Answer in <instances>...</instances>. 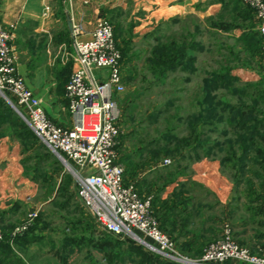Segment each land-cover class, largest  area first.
<instances>
[{
	"label": "rangeland",
	"instance_id": "1",
	"mask_svg": "<svg viewBox=\"0 0 264 264\" xmlns=\"http://www.w3.org/2000/svg\"><path fill=\"white\" fill-rule=\"evenodd\" d=\"M101 2L105 4L100 5L99 17L110 22L119 52L123 45L122 40L131 36L133 42V49L129 53L132 61L127 63L121 57L125 89L121 94L113 96L120 111L116 152L124 169L125 182L134 184L138 195L141 198L151 197L152 202L154 188L157 187L158 190V182L162 179H149L150 176H158L174 165H180L187 157L184 152L180 155L177 153L175 142L176 139L190 135L188 123L190 117L199 111L198 102L202 98L203 80L229 68L230 76L235 81L214 92V96L232 107L245 106L250 110L255 108L254 111L251 110L252 116L247 117L261 118L264 113V87L259 81V72L264 66V42L257 34L250 43L239 42L238 38L243 32H256L253 11L242 0H237L232 6L226 4L227 0H217L218 3L198 0L193 4L198 6V17L191 14L183 19L176 18L174 22L167 21L170 18L149 17V13L155 8L153 0ZM212 5L218 7V12L209 15L207 10ZM239 8L242 15L251 17L244 24L238 20L239 17L236 19ZM43 12L48 30L31 32L28 37L20 34L16 54L18 63L20 59L23 69L28 70L19 74L31 90L29 81L32 79V72L37 64L44 63L43 69L49 77L54 78L57 93H61L63 97L62 117L66 123L69 112L65 86L77 66L72 35L66 19V15L70 14V6L63 0H45ZM73 14L75 15L74 12ZM216 23L232 28L224 32L213 27ZM157 27L161 30L157 35L164 42L171 38L180 39L187 33L203 47L202 52L194 53L196 61L193 73L177 71L169 73L162 82L155 81L146 68V60L154 45L153 35L150 33ZM31 62L33 65L27 66ZM94 75L103 76L104 72L95 70ZM0 104L4 108H11L1 96ZM225 113L227 117V111ZM213 124L209 128L199 123L198 129L203 132L204 142L222 141L225 135L234 139L232 128L225 122ZM2 130L11 141L16 139L8 128L4 127ZM166 145L173 154H165ZM32 149L24 152L21 145L20 155L22 162L27 158L26 167L20 162L13 163L17 168L16 172L9 177L0 178L2 238L4 232L12 238L14 229L25 222L28 213L36 212L37 215L32 227H37L34 234L39 237V242L24 249L10 243L13 253L25 264H143L144 257L148 256L160 262H171L146 250L132 239H122L100 231L83 208L78 195L79 186L65 165L52 154L53 158L39 140H34ZM198 154L206 155L199 151ZM165 159L173 160V164L163 166ZM6 166L5 163L0 165ZM224 169L228 172L227 168ZM34 174H42V177L35 179ZM247 174L251 177L248 180L254 184L257 178L251 171ZM237 182L243 185L242 188L247 185L246 181ZM257 182L259 184V180ZM158 205H151V211ZM165 233L168 234V231ZM170 238L173 241L172 236ZM207 245L202 248L201 254ZM180 253L190 259L201 256L191 257L181 251ZM233 264L242 263L234 261Z\"/></svg>",
	"mask_w": 264,
	"mask_h": 264
},
{
	"label": "built area",
	"instance_id": "2",
	"mask_svg": "<svg viewBox=\"0 0 264 264\" xmlns=\"http://www.w3.org/2000/svg\"><path fill=\"white\" fill-rule=\"evenodd\" d=\"M70 6L73 49L77 66L65 86L69 126L53 123L45 113L42 100L26 85L18 73V56L11 44L12 31L0 24V96L54 156L60 157L79 186L82 206L97 228L105 234L132 239L177 264H264L240 245L228 224L221 236L208 244L199 258L183 256L167 233L160 229L151 211V197L141 198L132 183L124 180V169L116 152L120 111L113 100L125 87L121 54L117 49L110 22L99 17L96 8L91 29L73 15ZM95 0H80L87 6ZM253 11L256 31L264 42V0H242ZM264 63V45L262 50ZM104 75H94V71ZM171 164L169 159L163 166ZM264 207V194L262 196ZM30 212L25 222L13 231V237L26 232L36 218ZM2 235L0 232V240Z\"/></svg>",
	"mask_w": 264,
	"mask_h": 264
},
{
	"label": "crops",
	"instance_id": "3",
	"mask_svg": "<svg viewBox=\"0 0 264 264\" xmlns=\"http://www.w3.org/2000/svg\"><path fill=\"white\" fill-rule=\"evenodd\" d=\"M101 1L95 0L87 6H82L80 0L73 2L75 13L73 15L80 14L88 30L93 26L96 8L99 10L100 5L105 4ZM197 2L198 0H153L155 8L149 13V17L183 19L191 14L198 17V11L193 6ZM44 3L45 0H1L0 24L12 31L11 44L15 52L18 51L17 43L20 34L27 36L31 32L38 33L49 29L43 18ZM216 11L218 12V7L212 5L207 10V14L212 15ZM68 16L71 18L69 14L66 15V19ZM18 64V73L22 74L28 70L23 69L20 59ZM43 64H37L34 68L29 86L42 100L48 118L57 125L69 126V117L66 123L63 122V97L61 93H57L54 78L46 74ZM32 65V62L30 65L27 64L30 67ZM27 66L24 67L28 68ZM259 81L264 87V66L259 72ZM4 127L7 126L3 125L2 129ZM2 129H0L1 132H3ZM199 130L197 127V131ZM5 136V133L0 135V165L5 163L7 166L0 167L2 169L0 178L9 177L11 173L16 172L17 168L13 163L23 164L20 141L18 139H15L17 142L11 141ZM235 137V133L233 140L225 135L222 141L205 142V144L202 132L199 140L189 139L186 144L180 145L179 155L184 152L187 156L180 165H174L170 170L149 178L162 179L157 186L158 190L162 189L158 195L165 205V226L178 248L188 256H194L198 250H202L205 245L219 238L225 224L229 225L233 238L240 245L247 247L251 253L257 254L264 246V207L261 202L264 194V142L257 141L261 155L257 156L255 152L249 153L244 167L240 170L235 166L239 155ZM208 146L212 147L211 152L207 151ZM231 147L235 156L232 154ZM198 151L205 152L206 155H199ZM228 157L233 158L226 161ZM170 161L173 164V160ZM224 168H227L228 172L224 171ZM248 171L257 178L254 184L248 180L251 179L247 174ZM237 181H246L247 185L242 188L243 185H239ZM156 190L157 187L154 188L152 197L157 196L158 190ZM170 208H172L171 211H169Z\"/></svg>",
	"mask_w": 264,
	"mask_h": 264
},
{
	"label": "trees",
	"instance_id": "4",
	"mask_svg": "<svg viewBox=\"0 0 264 264\" xmlns=\"http://www.w3.org/2000/svg\"><path fill=\"white\" fill-rule=\"evenodd\" d=\"M211 2H217V0H211ZM236 3L237 0H227L226 2V4L231 6ZM194 7L198 8V6H194ZM240 9L241 8L237 9V13L239 12V14L237 15L236 19L239 17L238 20L240 19L241 21H243L241 23L244 24V22H248V20L251 17L242 15ZM167 21L174 22L176 21V18H171ZM213 27L224 32L232 28L231 26L225 24H217V23L213 24ZM159 32H161V30L160 28L157 27L153 33H150V35H153L152 40L154 45L151 47L150 55L146 60V68L154 77L155 81L157 83H159L160 81L162 82L169 73H175L177 71L193 73L194 63L196 61V57L194 53L202 52L203 47L199 45L193 39V37H191L187 33L184 36H182L180 39L171 38L169 41L164 42L160 38V36L157 35ZM255 34L260 36L257 31L256 32L252 31L251 34L243 32L242 36L239 37L238 40L239 42L242 41L245 43H250V40L254 37ZM260 38L262 37L260 36ZM56 43L58 44L57 41ZM122 44L123 45L120 48L121 57L123 60H125V62L129 63L132 61V57L129 55V53L133 49L132 47L133 42L131 36H128L127 39L122 40ZM233 81L235 80L233 77L230 76L229 68L223 69L221 72H216L212 74L209 79L203 80L202 98L198 102L199 111L197 114L192 115L190 117L188 123L189 125L188 128L190 130L189 137L187 139H182V140L176 139L177 140L176 149L178 150V152L180 145H183V143L186 144L189 139L199 140L202 133L197 131V127L199 123H202L203 127L206 126L210 128L211 126L214 125L213 124L214 122L217 123L225 122L230 128H232L233 132L236 135L235 140L237 142L238 150H239V155L236 158L237 162L235 164L237 168L241 170L244 167L245 160L247 159L249 153L255 152L257 153L256 154L257 156L261 155V149L257 147V141L264 142V113L261 114L260 119L252 118V117L248 118L247 116H252L253 113L252 111H254L255 108L251 109L252 110L251 111L250 109H248V107L245 106L232 107L230 106V104H224L220 100H217L216 97L214 96V92L226 88ZM225 111H227V117H225L226 115ZM3 125H6L7 126L6 128L12 131L13 136L20 141V144L24 148V152H27L29 149H32L34 147V140H38L37 137L34 135V133L29 129V127L17 116L15 112H13L11 108H4L0 104V129H2ZM2 133L3 132L0 131V135ZM224 134H227V132H225ZM215 146L217 147V145ZM165 147H166L165 154L167 155L173 154V152L171 153L167 145ZM45 149L49 152V150L46 147ZM211 150L212 147L208 146L207 151L211 152ZM232 154L233 156H235V152H233V150H232ZM232 158L233 157L231 158L228 157L226 158V161H229ZM26 165H27V158L23 160L24 168L26 167ZM34 175H35V179L37 178L40 179L42 177V174H34ZM161 191L162 189H159L157 191V196L152 197L153 201L151 202L152 203L151 205L154 206L159 204L157 208H154L153 216L159 222V225L161 227L160 229L164 232H167V228L165 226L166 218L164 214L165 205L164 202L159 199V195H158V193ZM171 210L172 208L169 209V211ZM36 228L37 227L31 226L22 235L12 238L10 237V234H6L4 232L3 238L0 241V264H25L20 257H18L16 254L13 253L10 243L18 247L19 249H24L31 244L39 242V237L35 236L34 234V230ZM168 236L170 237V234ZM179 251L181 250L179 249ZM257 254L259 256L264 257V246L261 248V250L257 252ZM200 255H201V249L194 254L195 257L196 256L198 257ZM144 258H145L144 260L145 262L143 264H173L172 262L170 263L160 262L158 259L152 258L150 256Z\"/></svg>",
	"mask_w": 264,
	"mask_h": 264
},
{
	"label": "water",
	"instance_id": "5",
	"mask_svg": "<svg viewBox=\"0 0 264 264\" xmlns=\"http://www.w3.org/2000/svg\"><path fill=\"white\" fill-rule=\"evenodd\" d=\"M67 25H68V29H69V31L71 30V21H70V18L69 17H67ZM56 158L63 164V165H65L63 162H62V160L60 159V157H57L56 156ZM65 167H66V165H65Z\"/></svg>",
	"mask_w": 264,
	"mask_h": 264
}]
</instances>
